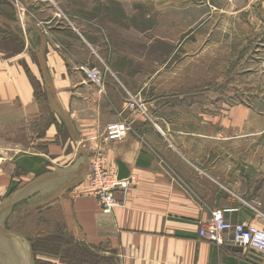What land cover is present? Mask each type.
<instances>
[{
  "label": "crops",
  "instance_id": "crops-1",
  "mask_svg": "<svg viewBox=\"0 0 264 264\" xmlns=\"http://www.w3.org/2000/svg\"><path fill=\"white\" fill-rule=\"evenodd\" d=\"M6 1L13 13L0 14V264H34L27 240L5 224L20 203L67 206L79 240L104 247L118 264H264L229 239L216 245L198 235L214 211L232 225L264 230V161L244 166L228 158L241 146L227 145L225 115L162 110L151 98L142 100L145 114L129 109L136 92L126 68L100 58L99 35L90 40L59 26L46 0H23L28 15ZM98 62L101 89L80 70ZM122 120L124 139L106 141V126ZM98 150L118 179L133 180L115 193L111 211L88 190Z\"/></svg>",
  "mask_w": 264,
  "mask_h": 264
},
{
  "label": "rangeland",
  "instance_id": "rangeland-1",
  "mask_svg": "<svg viewBox=\"0 0 264 264\" xmlns=\"http://www.w3.org/2000/svg\"><path fill=\"white\" fill-rule=\"evenodd\" d=\"M46 1L59 26L90 40V33L99 35L100 58L112 68H126V82L136 92L132 97L154 101L178 95L162 110L225 115L227 145L241 146L228 151V158L240 159L244 166L264 161V0ZM13 2L20 15L30 13L23 0ZM5 10L4 16L13 13ZM38 24L50 31L49 25ZM102 65L98 62L101 71ZM23 204L12 208L6 226L29 238L61 230L80 241L67 206L35 211ZM32 256L65 264L51 256Z\"/></svg>",
  "mask_w": 264,
  "mask_h": 264
},
{
  "label": "built area",
  "instance_id": "built-area-1",
  "mask_svg": "<svg viewBox=\"0 0 264 264\" xmlns=\"http://www.w3.org/2000/svg\"><path fill=\"white\" fill-rule=\"evenodd\" d=\"M85 79L102 88L104 72L97 67H80ZM127 107L145 114L146 105L138 98L130 97ZM129 131V124L122 120L110 123L105 128V139L117 143L124 139ZM133 184L132 179H118L115 172L106 165L104 154L96 151L89 161L88 190L105 211H111L118 205L115 198L117 191H126ZM223 211H214L206 226L199 229V237L215 243L224 244L225 239L239 248L249 249L264 257V230L253 225H232L224 219Z\"/></svg>",
  "mask_w": 264,
  "mask_h": 264
},
{
  "label": "trees",
  "instance_id": "trees-1",
  "mask_svg": "<svg viewBox=\"0 0 264 264\" xmlns=\"http://www.w3.org/2000/svg\"><path fill=\"white\" fill-rule=\"evenodd\" d=\"M4 9L8 10L5 12H11V6L0 0V14L4 16ZM180 95V94H179ZM185 96L181 94V97ZM174 99H179L178 95L170 96H159L154 99L155 105L157 107H171ZM12 189L8 190V194L11 193ZM42 208V207H41ZM40 207L35 208V211H39ZM60 227V226H58ZM7 229L10 232H14L27 240L30 245V249L32 254L36 255L42 254L43 256H51L53 258H57L61 261V263L65 264H118L117 259L114 254H110L108 256L102 255V251L105 250L104 247L98 246H88L82 241H75L72 238H67L62 234L61 230L55 233H47L45 231L39 234L37 237L29 238L19 232V230H15L12 226H7ZM61 248L62 252H61ZM61 253V254H60ZM50 264L49 262H45L42 260L34 259V264Z\"/></svg>",
  "mask_w": 264,
  "mask_h": 264
}]
</instances>
